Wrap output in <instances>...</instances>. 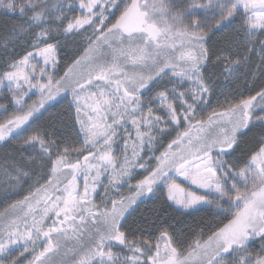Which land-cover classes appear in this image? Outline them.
<instances>
[{"label": "snow or ice", "instance_id": "1", "mask_svg": "<svg viewBox=\"0 0 264 264\" xmlns=\"http://www.w3.org/2000/svg\"><path fill=\"white\" fill-rule=\"evenodd\" d=\"M77 7L69 19L66 0H0L21 21L9 42L32 49L0 72L14 107L0 122V144L19 141L21 155L4 174L27 192L0 212V264H23L26 253L28 264H264V131L242 165L233 159L243 137L264 130V86L206 119L198 115L213 94L209 64L231 76L255 52L264 68V0L186 7L78 0ZM89 29L83 55L56 79L49 69L58 66L61 37ZM229 29L226 47L213 51L211 36ZM62 92L72 96L79 146L55 125L34 127ZM30 94L39 99L29 103ZM124 185L127 195H112ZM98 187L103 206L93 198ZM151 197L160 207L135 219ZM212 209L230 218L207 238L193 232L190 242L166 215Z\"/></svg>", "mask_w": 264, "mask_h": 264}, {"label": "trees", "instance_id": "2", "mask_svg": "<svg viewBox=\"0 0 264 264\" xmlns=\"http://www.w3.org/2000/svg\"><path fill=\"white\" fill-rule=\"evenodd\" d=\"M0 15L3 16V21L6 20L5 27L10 28L11 23L15 18H18L15 15L7 14L4 9L0 8ZM1 20V19H0ZM9 29H5L4 32L0 34L2 37ZM231 34V30L229 29L228 32L225 33H216L215 35L211 36V39L208 42V46L212 48L213 51L219 52L226 47L225 44V37ZM62 41V39H61ZM17 48H13L9 52H3L0 55V65L4 66L6 60L11 59H19L22 57L27 51L23 50L20 53L14 54ZM22 52V53H21ZM6 53L5 58L1 57ZM66 56V59H70L67 57L66 53L63 54ZM235 55V53H233ZM259 55L250 58L248 63L251 64L249 68H245L242 66L240 70L228 78H226V73L223 72L222 66L219 65H212L209 64L207 66L206 75L210 76L211 79L214 81L213 84V97L211 98L212 101L215 103V110L220 111L223 108L228 107L230 103H235L241 98H247L250 95H254L256 91L260 89L261 86H264V68L261 67V70H257L258 62H261V59L258 58ZM63 61L65 60L63 56ZM67 66V65H66ZM64 66L62 69L60 68L61 76L63 75V70L66 67ZM0 68V70L4 69ZM259 73V74H258ZM248 74V76H247ZM257 74L261 78L256 82L254 79V75ZM244 77H247V84L243 83ZM70 96V95H69ZM232 100V102H229ZM7 103L10 102L7 100ZM8 113V116L11 115V110ZM45 115L47 118L39 119L36 122L34 127L39 126H48V125H55V130L58 136L65 137L68 143H76V146H79V141L77 139V131H76V123H75V116L73 113L72 108L69 105L68 97L62 99L61 101L57 102L55 105L51 106L50 109L45 111ZM209 114L200 112L201 118H207ZM51 130V129H50ZM264 131L262 129L257 130L256 127L252 129L251 132L248 133L247 136L243 137V143L241 149L235 154L233 159L238 164H243L246 159L248 153L256 147L257 139L259 138L261 132ZM20 149H19V141H13L9 144H1L0 145V166L2 168L7 167L13 161H20ZM26 190L19 194V196L13 200L9 199L4 203V199L0 200V212L4 211V209L15 202L16 200L22 199L24 195H26ZM161 205V201L157 197H151L145 199L142 203L139 204L136 212L134 213V218L140 220L142 217H151L153 215V210L158 209ZM217 211H201L192 217H185L179 215L178 213L169 212L167 218L169 222L174 226V229L181 233V239L185 242H190L193 237V232H199L200 229H203L205 238L207 235L211 233V231L215 230L217 225H221L222 223H226L227 219L230 217H225L223 214H216ZM131 222V219L130 221ZM253 250L258 251V247L253 245Z\"/></svg>", "mask_w": 264, "mask_h": 264}, {"label": "rangeland", "instance_id": "3", "mask_svg": "<svg viewBox=\"0 0 264 264\" xmlns=\"http://www.w3.org/2000/svg\"><path fill=\"white\" fill-rule=\"evenodd\" d=\"M52 2L55 3L56 0H52ZM61 2H65V0H61ZM189 2H190V0H172V3H174L177 7H186ZM196 2L197 3H207V0H196ZM66 3H71L73 5V8H74V10H67V15H68L69 19H71L73 16H76V15L80 14V10L77 7L78 0H66ZM0 19H1L0 20V34L2 32H4L5 29H9L2 37H0V55L3 52L7 53V52L11 51L13 48H15V49L17 48V50H16V52H14V54L20 53V51L23 52V50L31 51L32 49L24 41H16L15 43H10L9 42V33L12 31L14 25H17V24H19L21 22L20 19L19 18H15L13 20V23H11L10 28H6L5 27V23L4 22L6 20H4V21L2 20L3 19L2 15H0ZM90 33H91V30L89 29L87 32H83L82 31L79 34L69 35L66 39L61 37L62 41L60 43V47H59V50H58V61H59L58 62V66H57V68L55 70H52L51 68L49 69V71L53 72V74H54L56 79H59L60 76H61V72L62 71L60 70V68L62 69L64 66L67 65L64 68V70H63V74H64V72L67 70V67L69 65H71L75 59H77L78 57L83 55L84 49L87 47V44H88V41H87L86 37ZM6 53L1 56V57H3V59L5 58ZM65 53H66L67 57L70 58L69 60L66 59L65 55H63ZM256 55L257 54L254 52V53L251 54L250 58H253ZM63 56L65 58L64 61L62 60ZM258 58H260V56ZM36 59L39 60L38 57ZM11 60H9V59L6 60L4 62V63H6L4 66H2L3 64L0 65V68L5 67L4 69L0 70V72H3L4 70H6L7 64L9 62H11ZM35 62H36V60H33V63H35ZM249 64H251V63L249 62V63H247L245 65L246 69L250 67ZM261 67H262V62H258L257 70L258 71L261 70ZM247 76H248V74H247ZM228 77L229 76L226 74V78H228ZM256 78H257V80H260L261 77L259 75L255 74L254 75V79H253V80H255V82H256ZM247 81H248L247 77H244L243 83H246ZM162 87H163V82L161 83V85L157 86V90L162 89ZM169 87H170V85H169ZM33 92H35V90H33ZM213 94H214V91H213ZM213 94L209 98V103L207 105H202L201 106L202 109H203V111H201V112H203L204 114L207 113L205 111L208 110L209 106H211L210 103H212V99L211 98L213 97ZM66 97H69L68 100H69V103H70L71 100H72L71 93L70 92H62L61 95L59 97H57L56 101L49 102V104H47L45 106V109L41 110L42 115L40 116V119L47 118V115H45L46 109H48L49 107L55 105L57 102L61 101L62 99H65ZM38 99H39L38 94H30V98L28 99V102L31 103L32 101H35V100H38ZM7 100L10 102L11 105H9V103H7ZM0 105H5L7 107V109H8L7 112L0 111V122H2L3 120H5L7 118L6 116L10 112L9 110H11V113L14 110L13 104L11 103V93L8 91V89L6 87H0ZM71 107L73 108V110L75 112V106L72 105ZM199 114H200V112L198 113V115ZM75 115H76V113H75ZM85 119H86V117H85ZM75 123H76V121H75ZM78 128H79V125L76 123V128H75L76 131L78 130ZM256 129L259 130L260 128L256 127ZM182 130L183 129H177L176 131H182ZM176 131H171L170 135H165L163 137L162 143H163L164 147H166L167 143L172 138H175ZM80 139H82V137H80ZM157 147L159 148L160 151H163V147H160V145H157ZM119 154L120 153L117 152V155H119ZM156 154L158 155L159 152H157ZM5 168L6 167L2 168L0 166V200L4 199V203H6V201L9 200V199L13 200V199L17 198L20 193L25 191V190H21L19 188L14 189V188H12L10 186L9 183L6 182L7 181V177L4 174V169ZM137 178H142V176L141 177H137ZM132 182L135 183V180H133ZM80 183L82 184L83 181L81 180ZM24 189H27V185L24 186ZM128 192H129L128 187L126 185H124V186H120L119 193L113 191L112 195H127ZM93 198H94V201L97 204H101V206H103V204H102V200L104 198V189H103V187H98L97 188V191L94 194ZM202 211H204V210H202ZM212 211H217V209H212ZM197 213H199V212H195L192 215H182V216L192 217L193 215H195ZM48 223H51V221H48ZM85 240H86V237H85ZM39 243L41 245H43V243H44L43 239ZM64 243L69 248H71V247H73L75 245V241H73V240H68V241H65ZM21 259L23 261V264H28V260L31 259V256L26 253L25 257H21Z\"/></svg>", "mask_w": 264, "mask_h": 264}, {"label": "flooded vegetation", "instance_id": "4", "mask_svg": "<svg viewBox=\"0 0 264 264\" xmlns=\"http://www.w3.org/2000/svg\"><path fill=\"white\" fill-rule=\"evenodd\" d=\"M245 67V66H244ZM155 90H157V89H155ZM68 99H69V97H68ZM229 102H232V100H230ZM69 105H70V103H69ZM210 105L211 106H209V108H208V110H206L205 112H207L208 114H210L213 110H215V103H214V101H212V103H210ZM72 106V105H71ZM70 106V107H71ZM51 107H49L48 109H50ZM72 108V107H71ZM48 109H46V111L48 110ZM72 110H73V108H72ZM73 113H74V116L76 117V115H75V112H74V110H73ZM203 113V112H202ZM199 116H200V114H199ZM200 117H203V116H200Z\"/></svg>", "mask_w": 264, "mask_h": 264}]
</instances>
